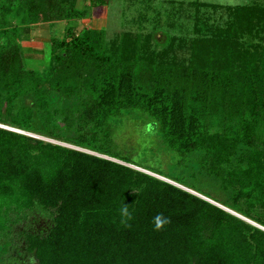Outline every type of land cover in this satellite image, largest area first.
Here are the masks:
<instances>
[{
	"label": "trees",
	"instance_id": "1",
	"mask_svg": "<svg viewBox=\"0 0 264 264\" xmlns=\"http://www.w3.org/2000/svg\"><path fill=\"white\" fill-rule=\"evenodd\" d=\"M4 1L0 123L73 148L0 128V232L3 213L38 208L50 225L23 233L37 264H264V230L228 211L264 227V5L223 6L224 25L197 26L206 34L188 43L164 34L156 51L152 34L124 32L108 43L104 29L80 26L78 0ZM104 3L88 0L87 8ZM60 21L64 36L49 39L50 89L40 88L22 42L30 25ZM252 33L259 47L241 41ZM185 48L188 62L177 61ZM29 92L46 109L40 126L29 105L15 106ZM53 92L59 110L47 108ZM131 113L153 122L177 168L200 153V169L229 197L133 161L113 124Z\"/></svg>",
	"mask_w": 264,
	"mask_h": 264
},
{
	"label": "rangeland",
	"instance_id": "2",
	"mask_svg": "<svg viewBox=\"0 0 264 264\" xmlns=\"http://www.w3.org/2000/svg\"><path fill=\"white\" fill-rule=\"evenodd\" d=\"M191 1L195 0H105L103 5L97 4L92 6V8H87L88 0H78L76 6L83 13L81 17L82 22L79 21V24L81 23L80 26L85 25L91 28L104 29L108 43L117 39L124 32H130L133 35L141 37L152 34L156 39L151 40V47L156 51H160L165 46V41L162 40L164 34L170 37L183 38L188 43L193 38L206 34V28L198 31L197 26L201 28L209 24L224 25L228 20V15L224 8L227 5H264V0H196L200 1L199 4ZM201 2L217 4L222 7L215 9ZM0 5L5 6V1L0 0ZM16 26L20 30L22 24L19 22V24L16 23ZM64 32L65 21H60L53 25L51 24L49 33L45 34L43 31L37 32L38 34L35 36L33 42H22V53L26 57H31L30 60L25 59L27 68L34 69L37 75L42 78L40 88L50 89V83L48 82V79L51 77L49 38H61L64 36ZM241 41L250 47H259L261 43L258 35L253 33L245 34L242 36ZM189 56L190 52L188 48L183 50L178 49L175 53L177 61L183 63L188 62ZM31 92L23 99H19L15 106L18 108L23 104L29 105L34 110V125L40 126L42 122L39 119H41V115H43L46 109L40 112V108H38L33 99L34 92ZM47 98V108L50 110L56 108L59 110L61 104H63L59 95L54 92L50 93ZM2 104V112L4 114L6 103L2 102ZM113 124L115 143L119 149L131 154L133 161L163 169L165 172L182 175L189 182L196 184L204 191L222 200H226L229 197L230 192L225 187L224 182L200 169V153L192 154L184 169L177 168L174 153L163 144L157 132V127L153 125V122L148 117L140 113H131L124 115L120 119H116L113 121ZM0 128L73 148L72 145L63 141L12 127L8 124L0 123ZM240 149H238L236 154L231 155L230 159H234L240 153ZM138 169L142 170V168ZM192 192L206 200H212L205 198L198 192ZM211 202L219 205L214 201ZM225 209L228 210L227 208ZM228 211L264 230V227L246 219L238 213ZM3 214L5 229L2 230V233L0 232V264H37L35 258L25 250L23 233L27 230L39 232L46 230L51 223L50 218L38 208H35L33 211L26 210L24 213L9 211Z\"/></svg>",
	"mask_w": 264,
	"mask_h": 264
},
{
	"label": "crops",
	"instance_id": "3",
	"mask_svg": "<svg viewBox=\"0 0 264 264\" xmlns=\"http://www.w3.org/2000/svg\"><path fill=\"white\" fill-rule=\"evenodd\" d=\"M54 23H58V22L38 23V24L30 25L29 27L30 39L24 42L25 43L33 42L35 36H37L38 34L37 32L43 31L45 34L49 33L50 26L51 24L53 25ZM96 29H100V28H96Z\"/></svg>",
	"mask_w": 264,
	"mask_h": 264
},
{
	"label": "clouds",
	"instance_id": "4",
	"mask_svg": "<svg viewBox=\"0 0 264 264\" xmlns=\"http://www.w3.org/2000/svg\"><path fill=\"white\" fill-rule=\"evenodd\" d=\"M122 215H124V216H128L129 215L128 209H127L126 206L122 209Z\"/></svg>",
	"mask_w": 264,
	"mask_h": 264
},
{
	"label": "water",
	"instance_id": "5",
	"mask_svg": "<svg viewBox=\"0 0 264 264\" xmlns=\"http://www.w3.org/2000/svg\"><path fill=\"white\" fill-rule=\"evenodd\" d=\"M192 192V191H191ZM193 193V192H192Z\"/></svg>",
	"mask_w": 264,
	"mask_h": 264
}]
</instances>
